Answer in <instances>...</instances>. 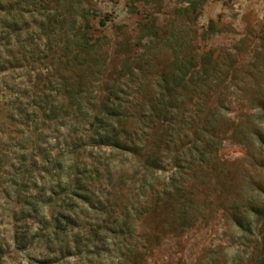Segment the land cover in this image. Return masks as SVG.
Listing matches in <instances>:
<instances>
[{
    "label": "rangeland",
    "instance_id": "1",
    "mask_svg": "<svg viewBox=\"0 0 264 264\" xmlns=\"http://www.w3.org/2000/svg\"><path fill=\"white\" fill-rule=\"evenodd\" d=\"M48 1L47 38L37 15L0 34L1 264H264V213L251 233L231 216L264 205V0H82L99 43L74 80L116 91L120 147L91 142L86 106L30 136L6 117L68 76L53 56L77 0ZM58 213L77 226L53 235Z\"/></svg>",
    "mask_w": 264,
    "mask_h": 264
},
{
    "label": "trees",
    "instance_id": "2",
    "mask_svg": "<svg viewBox=\"0 0 264 264\" xmlns=\"http://www.w3.org/2000/svg\"><path fill=\"white\" fill-rule=\"evenodd\" d=\"M188 4L193 10L201 6L205 0H181ZM48 0H0V34L4 37V44H9L12 32L23 30L24 16L40 17V26L43 30L42 36H49V32L54 31L57 22L51 18V10L48 7ZM77 17L72 18V30L65 35L63 43L56 46L58 56L54 55V60L58 64L64 65L68 70L67 77H59L61 83H58L60 94L52 95L42 91L36 95H18L6 102V117L12 122H19L25 128L21 132H27L28 136L35 135L37 132L49 130L52 124H57L61 120L76 121L78 114L83 106L90 110L87 118L90 119L91 142H97L96 145H111L120 147L122 145V136L128 135L127 130L120 129L115 132L114 129L108 131L110 121L119 120L122 116L127 115L126 107L112 89L103 100L95 97H86L82 95L81 80H74L75 65L81 61L80 65L90 64L91 55L96 49L99 39H94L91 34L90 11L91 8L77 0ZM50 17V18H49ZM77 18L82 21L81 25L76 26ZM105 24V21H101ZM21 26V27H20ZM61 40V38H60ZM62 42V41H61ZM58 43V41H56ZM47 83H53L47 81ZM56 82H54L55 84ZM57 84V83H56ZM56 86V87H57ZM93 100V103L87 101ZM112 134H111V133ZM41 134V133H40ZM97 137V139H94ZM75 189L69 192L74 196ZM236 215L231 213L234 224L248 233L252 232V223L248 221L246 213L249 211L259 217L264 213V205H257L248 202L245 205L234 207ZM62 218V219H61ZM77 226V219L70 214L58 213L53 218L52 234L59 235L71 230ZM264 256V255H263ZM262 256V258H263ZM1 264V259H0Z\"/></svg>",
    "mask_w": 264,
    "mask_h": 264
}]
</instances>
